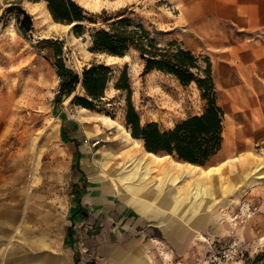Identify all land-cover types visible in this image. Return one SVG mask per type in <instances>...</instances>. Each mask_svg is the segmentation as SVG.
Masks as SVG:
<instances>
[{"label": "rangeland", "instance_id": "rangeland-1", "mask_svg": "<svg viewBox=\"0 0 264 264\" xmlns=\"http://www.w3.org/2000/svg\"><path fill=\"white\" fill-rule=\"evenodd\" d=\"M74 1L89 12L88 18L95 20L78 23L83 26L81 34L74 31L76 22L55 21L45 0H0V215L7 208H26L22 215L29 219V239H37L41 229L46 228L44 238L51 246L49 250L64 256L69 264H74L77 252L88 253L85 224L75 222L74 216L75 147L60 127V116L68 115L80 124L76 125V132L82 135L77 144L84 152V162L78 161L80 166L107 176L100 166L102 161L109 162L115 170L122 163L129 164L131 156L136 155L144 159L143 179H133L138 183V192L149 184L157 187L169 176L179 177L177 185H181V191L201 179L213 188L200 221L194 226L185 224L181 254L172 256V245L162 236L158 241L143 243L142 247L148 246L150 253L159 249L150 261L264 264V225L254 224L252 219L243 224L232 221L238 190L223 197L228 187L239 188L243 184L232 161L221 163L222 158L213 155L202 167H217L206 172L177 163L181 160L170 154L158 153L164 155L162 159L148 155L143 141L134 138L126 126L127 92L115 86L127 69L131 101L141 125L156 122L160 130H167L202 112L205 100L197 85L182 84L172 74L159 70L145 72L144 62L134 49L124 56L91 50L94 29L128 18L131 26L142 25L160 45L176 42L199 58H208L217 103L224 111L222 135L231 147L238 130L245 134L255 124L253 120H264V0H98L97 4L93 0ZM12 4L31 16L32 28L26 37L16 29L15 14L5 13ZM102 18L110 19L104 22ZM47 38L55 43L41 42ZM93 63L112 68L102 102L96 101L94 109L75 104L73 98L84 95L81 82L71 94L59 98L57 66L64 65L81 75ZM54 122L57 131L52 132ZM253 153L255 160H264L255 150L245 155ZM209 173L217 179L205 177ZM259 185L264 186L262 181ZM254 192L259 195L260 205L264 204V196ZM73 227L77 233L72 240L69 228ZM17 230L11 239L19 243L22 239ZM29 251L35 253L33 249Z\"/></svg>", "mask_w": 264, "mask_h": 264}, {"label": "crops", "instance_id": "crops-1", "mask_svg": "<svg viewBox=\"0 0 264 264\" xmlns=\"http://www.w3.org/2000/svg\"><path fill=\"white\" fill-rule=\"evenodd\" d=\"M93 3L97 4L99 1L93 0ZM258 121L253 120L255 124L250 125L245 134L238 130L239 133L233 139L231 147L223 138L221 148L215 154V157L222 158L221 163L232 161L231 165L243 180L239 188L234 185L228 187L223 197L238 190L236 195L238 200L247 189L256 200L259 195L256 196L254 190L264 196V186L259 185L262 181L259 178H264V160H255L254 153L245 155L246 152L254 150V142L259 137L264 138V120ZM77 123L71 116H60V127L71 138L69 142L75 147L77 165L72 178L75 222L85 224L83 229L88 234L89 244L88 253H76L74 264H156L150 259L152 255L159 253V249L150 253L148 246H142L144 241H158L162 236L172 245V256L181 254L184 248L180 239L181 233L186 234L185 224L194 226L200 221L209 206L213 188L206 186L201 179L188 190L184 188L181 191L179 189L181 185H177L179 177L169 176L157 187L149 184L152 187H145L138 192V183L135 184L133 179L136 178L138 181L143 179L144 174L141 171L144 159L136 155L131 156L129 164L124 166L122 163L115 170L109 162L102 161L100 166L107 176L97 173L93 168L80 166L79 164L84 162H82L84 152L77 144L82 136L76 132V125H80ZM51 129L52 132L57 131V122L53 123ZM145 151L156 159L164 157ZM107 152L114 153L113 150ZM177 163L188 164L206 172L207 169L217 167L215 165L202 167L190 162ZM122 172L126 174L122 175ZM211 176L217 179L216 175L210 173L205 175ZM224 203L223 201V205ZM25 210L26 208L24 210L7 208L5 213L0 215V264H69L64 256L49 250L51 246L44 238L46 228L41 229V235L37 239H29L27 235L29 230L26 227L29 219L22 215ZM252 220L254 224L264 225V204L261 205V212ZM15 229H18L22 242L17 243L11 239ZM69 233V239L73 240L77 233L76 227L69 228ZM29 249L35 250V253H31Z\"/></svg>", "mask_w": 264, "mask_h": 264}, {"label": "trees", "instance_id": "trees-1", "mask_svg": "<svg viewBox=\"0 0 264 264\" xmlns=\"http://www.w3.org/2000/svg\"><path fill=\"white\" fill-rule=\"evenodd\" d=\"M53 19L62 23H75L74 31L81 34L87 12L74 0H45ZM15 14L17 31L26 37L31 31L32 20L28 12L14 4L5 9V13ZM4 15V14H3ZM1 19L3 16H0ZM21 17V18H20ZM110 18H102L107 21ZM4 22V20H2ZM91 50L111 56H124L130 49L139 53L144 62L145 72L153 69L175 76L180 83L194 82L205 100L202 112L189 116L174 127L160 130L156 122L141 125L140 118L131 101V88L128 83L127 69H124L115 84L116 88L126 90L127 102L125 121L134 138L141 139L147 151L155 154L165 153L175 156L179 162H190L205 166L221 148L223 141L224 111L217 103L211 62L208 58H199L192 51L176 42L160 45L150 36L142 25L131 26L128 18H120L107 28L94 29L91 33ZM42 43L53 45L52 39H43ZM60 75L58 97L69 95L81 82L83 96H75L73 102L88 109H94L96 101L102 102L104 89L110 78L112 68L104 63H93L84 68L81 75L66 66H57Z\"/></svg>", "mask_w": 264, "mask_h": 264}, {"label": "built area", "instance_id": "built-area-1", "mask_svg": "<svg viewBox=\"0 0 264 264\" xmlns=\"http://www.w3.org/2000/svg\"><path fill=\"white\" fill-rule=\"evenodd\" d=\"M255 152L264 157V140H258L254 143ZM264 184V178H259ZM260 202L250 193V190H244L238 199L236 208L232 212L231 219L235 223L243 224L253 219L260 210Z\"/></svg>", "mask_w": 264, "mask_h": 264}, {"label": "bare ground", "instance_id": "bare-ground-1", "mask_svg": "<svg viewBox=\"0 0 264 264\" xmlns=\"http://www.w3.org/2000/svg\"><path fill=\"white\" fill-rule=\"evenodd\" d=\"M9 97V96H8ZM9 101V100H8ZM161 156V155H160ZM135 157V156H134ZM148 157V156H147ZM135 159V158H134ZM261 165V164H260ZM194 170V169H193ZM126 171V170H125ZM207 171H209L208 169H207ZM139 177V176H138ZM136 179V178H135ZM118 182V181H117ZM134 182V181H133ZM130 183V182H129ZM176 183V182H175ZM136 184V183H135ZM134 185V184H133ZM165 186V185H164ZM129 187V186H128ZM130 189V188H129ZM159 191V190H158ZM190 191V190H189ZM159 193V192H158ZM160 193H161V191H160ZM187 194V193H186ZM191 194V193H190ZM199 199V198H198ZM170 201H172V200H170ZM198 203V202H197ZM187 205V204H186ZM168 207V206H167ZM202 207H203V205L201 206V209H202ZM205 207V206H204ZM180 211V210H179ZM201 211V210H200ZM190 214V213H189ZM137 261V260H136Z\"/></svg>", "mask_w": 264, "mask_h": 264}]
</instances>
